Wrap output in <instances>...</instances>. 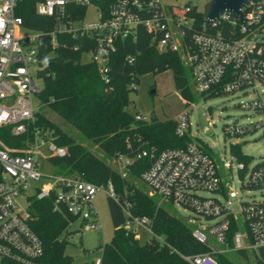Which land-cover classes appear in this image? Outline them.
I'll list each match as a JSON object with an SVG mask.
<instances>
[{
	"label": "built area",
	"instance_id": "1",
	"mask_svg": "<svg viewBox=\"0 0 264 264\" xmlns=\"http://www.w3.org/2000/svg\"><path fill=\"white\" fill-rule=\"evenodd\" d=\"M18 1L0 0V131L10 128V135L26 134L30 138L20 148H9L0 140V262L40 264L43 244L28 225L30 197L50 200L53 211L64 213L73 219L72 223L78 222L83 232H98L102 227L94 199L100 191L119 206L124 217L123 229L135 237L143 230L148 236L145 244L169 249L187 264H217L212 256L215 252L225 256L244 252L254 259L264 247V201L238 198L229 183L232 164L224 162L219 166L205 143L191 140L183 148L163 151L150 147L133 157L114 159L122 177L135 160H149L140 182L150 197L160 199L159 204H170L177 211L182 209L191 214L182 218L192 226V237L208 249L204 254L182 255L172 249L164 237L154 233L150 218L132 214V204L121 200L111 183L97 186L78 175L42 173L40 159L62 158L67 149L58 146L48 130L36 126V104L42 105L39 95L44 87L43 62L38 56L41 35L22 27L21 19L15 15ZM34 1L38 15L55 20V32L94 43L83 58L95 65L105 83L109 80L110 56L118 42L129 39L138 27H143L159 52L180 56L198 94L222 97L248 95L252 90L256 99L239 107L264 114V104L255 89L257 84L264 85V0H246L240 10L242 18L225 12L214 21L197 24L187 15L194 6L177 4L180 0H168L169 4L164 0H112L107 14L99 8L96 21L90 23L67 19L66 8L71 4L87 9L92 0ZM186 31L191 32L188 40ZM51 36L54 45V32ZM127 62L131 64L133 57H128ZM188 115L176 121L178 137L190 132ZM135 117L149 121L141 115ZM263 126L264 122L255 127ZM244 129L238 121L233 122L225 127V135L242 136ZM249 165L250 161H236L241 188L264 195V163L251 168ZM220 167L224 177L220 175ZM41 181L48 183V187H33ZM217 196L234 199L235 203L224 204ZM203 220L214 222L204 226ZM232 226L235 229L229 243ZM95 264H99V259Z\"/></svg>",
	"mask_w": 264,
	"mask_h": 264
},
{
	"label": "trees",
	"instance_id": "2",
	"mask_svg": "<svg viewBox=\"0 0 264 264\" xmlns=\"http://www.w3.org/2000/svg\"><path fill=\"white\" fill-rule=\"evenodd\" d=\"M112 0L102 3L92 0L106 15ZM34 0H19L15 15L26 30L41 35L38 56L43 62L41 75L44 87L39 95L41 104L57 115L64 125L75 129L86 141L96 146L103 154L98 158L85 146L78 143L69 133L51 123L41 113H36V126L48 130L52 140L67 149L62 158L49 160L58 175H78L83 180L97 186L111 183L121 200L132 204V214L151 219L156 235L165 238L167 244L182 255H198L208 252L192 237V226L182 217L172 213L170 204L160 203L156 196L150 197L134 183L146 170L149 160H135L127 169L125 177L108 165L109 160L118 156L133 157L139 151L154 147L157 151L183 148L192 139L189 134L178 137L175 134L177 122H158L136 119L128 112L131 105L129 95L135 92L140 76L158 75L170 71L174 87L188 105L192 101L189 91L190 76L180 56L169 51L159 52L151 42V37L143 27H138L129 39L120 41L109 60V80L105 83L94 64L84 61L83 55L94 48V43L67 33L55 32V20L40 16L35 12ZM86 8L69 4L66 18L71 21L84 17ZM195 23L204 20V11L194 7L187 14ZM54 32L55 44L51 40ZM191 32L186 31L188 40ZM133 57V62H127ZM203 95H201V98ZM28 135L12 136L10 128L0 131V140L9 148L23 147ZM230 153L236 161L247 163L250 158L241 153L239 145H230ZM108 212L113 227L111 240L99 248V264H187L179 255L157 245H140L135 235L122 228L123 214L111 198H107ZM28 225L43 244L40 264H75L65 252L67 230L73 219L64 213L53 211L50 200L28 199ZM229 232L228 242L234 231ZM217 264H234L225 255L212 254ZM238 256L246 259L244 252ZM255 264H264V247L254 256ZM0 264H12L1 261ZM80 264H95L80 263Z\"/></svg>",
	"mask_w": 264,
	"mask_h": 264
},
{
	"label": "rangeland",
	"instance_id": "3",
	"mask_svg": "<svg viewBox=\"0 0 264 264\" xmlns=\"http://www.w3.org/2000/svg\"><path fill=\"white\" fill-rule=\"evenodd\" d=\"M210 0H180L177 4L184 5L190 3L197 11L203 12L206 4ZM166 4L171 3L164 0ZM99 7L90 5L82 18L81 23H90L96 21ZM23 34L28 33L22 31ZM83 60H87L86 57ZM186 68V66L184 65ZM189 91L192 101L187 105L181 98L179 91L174 87L172 75L170 71H165L158 75L147 74L140 76L135 85V92H131L129 100L131 105L128 112L137 116L148 118L150 120L153 115L156 121L164 122L167 120L178 121L180 117L189 113L190 132L189 136L194 141H200L208 145L211 149V155L216 159V163L220 164L227 162L232 164V171L229 174V183L232 192L238 198L244 201H264V195L255 190H243L241 188L242 178L235 171L236 161L230 153V145H239L241 153L250 158L249 167L264 163V126L256 128L257 124L264 122L263 113H255L251 111H243L239 105L249 103L256 99V93L252 90L248 95H227L222 97H213L210 95L198 94L192 82L189 81ZM255 89L261 101L264 104V85L257 84ZM154 91L151 95L150 91ZM38 113L44 115L54 125L60 127L64 132L73 136L78 143L85 146L91 153L98 158H102L103 154L100 150L86 141L75 129L68 125H64L63 121L54 113L50 112L43 105L38 106ZM238 121L240 127H244V135L242 136H226L225 127H229L233 122ZM43 152H45L43 150ZM108 165L114 170L119 171V165L114 160H109ZM40 170L45 174H56V169L46 159H40ZM220 175L224 177V172L220 167ZM137 187L142 188L147 194L149 191L145 185L136 180L134 183ZM41 189L48 187V183L41 181L34 184ZM202 195L207 196L205 193ZM218 199L227 204H234L235 200L225 199L222 196H217ZM108 195L100 191L94 199V206L98 214V219L102 229L98 232H83L78 225V222L71 223L63 237L67 236L66 254L73 258L75 264L95 262L100 257L99 248L108 243L113 236V227L111 224L108 206ZM24 204V203H23ZM178 217L191 216L189 212L178 211L175 208L170 210ZM213 220H203V225H211ZM148 238L147 234L140 230L136 239L140 245H143ZM219 250L218 247H214ZM226 257L234 264H255L251 255L247 258H241L235 254L226 255Z\"/></svg>",
	"mask_w": 264,
	"mask_h": 264
},
{
	"label": "water",
	"instance_id": "4",
	"mask_svg": "<svg viewBox=\"0 0 264 264\" xmlns=\"http://www.w3.org/2000/svg\"><path fill=\"white\" fill-rule=\"evenodd\" d=\"M95 1L102 3L104 0ZM245 3L246 0H210L205 6L203 18L206 21H214L225 12L242 18L240 10ZM150 94L153 95L154 91H150ZM150 119L153 120L154 116L152 115ZM236 123L237 121L234 122Z\"/></svg>",
	"mask_w": 264,
	"mask_h": 264
}]
</instances>
